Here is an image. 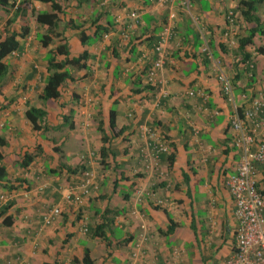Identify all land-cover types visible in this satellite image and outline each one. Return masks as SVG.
Returning a JSON list of instances; mask_svg holds the SVG:
<instances>
[{"label": "crops", "instance_id": "crops-1", "mask_svg": "<svg viewBox=\"0 0 264 264\" xmlns=\"http://www.w3.org/2000/svg\"><path fill=\"white\" fill-rule=\"evenodd\" d=\"M238 1L190 0L189 12L177 9L174 28L162 39V20L170 7L155 0H59L58 30L69 55L85 50L88 57L84 68L70 70L73 78L61 85L58 98L42 102L37 95L46 75L45 55L59 40L43 47L37 36L45 26H37L33 17L15 18L10 30L18 32L27 23L28 31L17 38L18 50L5 58L8 71L0 86L1 165L5 183L12 185L6 189L0 181V207L7 197L12 200L6 211L11 225H2L0 217V264H82L85 249L94 264H223L236 224L224 183L239 158L231 118L254 98L264 102V55L256 51L264 49V0L254 11L263 32L245 46L246 62L235 53L237 38L254 23L242 19ZM32 4L35 10L47 9L36 0ZM228 7L236 13L232 23L224 19ZM5 9L0 6V25L12 14ZM93 19L107 23L108 32L81 45L68 23L91 34ZM202 38L231 83V100L221 94ZM156 43L165 52L156 71L162 84L142 90L144 66L158 57ZM30 106L45 111L44 130L32 129L25 118ZM111 110L115 135L108 125ZM144 127L167 138L168 150L158 156L157 166L143 158ZM245 127L251 124L246 121ZM254 135L264 140V126ZM103 144L109 165L99 163ZM24 153L34 156L23 167L16 161ZM81 166L98 182V190L68 204L63 196L81 180ZM256 169L264 192V163ZM135 187L142 191L138 203ZM55 206L60 215L41 226L42 214ZM132 208L144 219L133 218ZM167 216L174 223L168 232ZM140 224L146 237L136 249ZM99 225L104 238L95 234Z\"/></svg>", "mask_w": 264, "mask_h": 264}, {"label": "built area", "instance_id": "built-area-1", "mask_svg": "<svg viewBox=\"0 0 264 264\" xmlns=\"http://www.w3.org/2000/svg\"><path fill=\"white\" fill-rule=\"evenodd\" d=\"M155 2L170 7L167 12L169 20L175 17V10L177 9L186 13L190 10V0H155ZM233 14L232 8L228 7L224 11V19L232 23ZM234 16L236 15L234 14ZM171 26L172 23H169L163 27L162 39L168 37L170 29H172ZM201 40L203 49L215 68V78L219 83V87L227 95L225 99L231 100V83L228 77L220 71L218 61L214 60L207 51L206 40L204 38ZM155 50L158 57L153 63V67L146 74V81L156 86L162 84V80L156 78V71L162 65L165 52L160 43L156 45ZM196 93L200 96L204 95L201 90L196 91ZM187 94L192 95L193 91L190 90ZM241 110L242 116L234 113L231 118V128L235 131L232 144L239 150V158L234 171L225 177L224 183L233 202L232 215L236 224L233 234V246L223 264H264V192L259 188L256 169L257 164L264 163V140L256 138L254 135L257 128L264 126V102L254 98L247 107H241ZM246 121L251 124L249 130L245 127ZM142 133L147 139V151L143 152V158L151 165L157 166L159 154L168 150L167 139L162 133H154L147 127L142 128ZM81 176V180L74 183L63 196L66 203L78 204L83 197L90 196L98 190V182L93 179L89 170L83 169ZM133 192L134 202L138 203L142 191L139 187H135ZM157 204H161V200H157ZM60 213L61 209L58 206L47 209L41 216L40 225L47 226ZM129 214L133 218L144 219V214L136 208H132ZM139 227L142 231L137 235L134 244L136 249L146 237L144 225L140 224ZM136 253L134 250L131 251L132 259H134ZM127 264L132 263L127 262Z\"/></svg>", "mask_w": 264, "mask_h": 264}, {"label": "trees", "instance_id": "trees-1", "mask_svg": "<svg viewBox=\"0 0 264 264\" xmlns=\"http://www.w3.org/2000/svg\"><path fill=\"white\" fill-rule=\"evenodd\" d=\"M34 0H17L15 3L14 0H0V6L5 9L6 6L12 9V14L9 18L5 20L3 24L0 25V86L2 85L4 76L7 69V64L5 62V58L13 51L18 50L20 44L18 42V37H23L27 34L28 25L25 23L24 25L20 26L18 32L11 31L10 25L15 20L17 16H23L25 21L29 20V17L34 18V22L37 26H45L44 31L37 36L38 43L46 47L48 44H51L54 40L58 39L59 42L55 44L52 48H50L46 55V75L43 79V86L38 93L37 97L41 101L56 99L60 95V87L65 82L66 79H72L73 77L70 74L71 69L78 70L80 68L85 67V61L88 57V53L83 50L81 53L77 54L76 56L69 55L68 45L66 40L62 37L61 32H59V18L58 14L62 12V8L60 6L59 0H36L40 3H43L47 9L46 10H35L32 2ZM263 0H239L237 4V9L245 22H253L254 27L248 28L245 31L244 35H240L237 38L236 44V51L235 53L238 56L239 61L246 62L249 59V53L245 50V46L252 42V36L255 33H262L261 24L259 22L258 17L254 14L255 8L257 4L261 3ZM14 6V8H13ZM7 12V10L5 9ZM177 11V10H175ZM236 15V13H234ZM233 14V22L235 21L236 16ZM176 16V14H175ZM93 23V30L91 34H86L82 29L79 28L77 25H73L72 23H68L71 28H75L77 30V38L81 45H89L96 41H99L103 38V35L108 32V24H101L96 23V20L93 19L91 21ZM172 23L171 28H174V19L169 20L168 15H166V20H162L163 27L167 26V24ZM170 29V30H172ZM171 34V31H170ZM199 35V34H198ZM196 35V37L198 36ZM158 43H156L153 47L154 51L155 47ZM256 51L259 54L264 55V49L262 47H257ZM157 59L156 57H152L151 62L144 66V73L147 74L150 68L153 67V63ZM145 83L141 87L142 90H153V84H150L148 81H144ZM232 80V84H233ZM152 85V86H151ZM137 91V89L135 90ZM221 94L226 97L227 95L220 89ZM203 92V91H202ZM237 113L239 116H242L241 107L237 108ZM45 115V111L42 108L36 107H28L25 112L24 116L29 121L31 128L34 130L45 129L46 125L43 122V117ZM113 112L112 110L109 113L108 125L111 129V135L117 134V132H112L113 123ZM101 123L99 122L97 126V130L100 133V140L102 143L107 141V136L103 133L101 128ZM167 139V138H166ZM4 144V139L0 137V147ZM38 148V147H37ZM163 153V152H161ZM160 153V154H161ZM159 154V155H160ZM33 154L24 153L22 158L16 163L19 166H26L31 160ZM99 163L105 165V158L108 156V149L104 147V144L100 146L99 149ZM172 157V154H171ZM3 158V153L0 149V181L2 182V186L6 189H10V186L7 185V179H5V169L3 165H1V159ZM83 169V166L80 167V170ZM87 170V169H86ZM11 194V193H9ZM9 197L5 199V203L0 207V217L1 223L4 226H9L12 223V216L6 214V211L12 204V200ZM124 198V197H123ZM169 221V225L167 227V232L170 230V226L174 225L171 219L167 216ZM96 235L102 237V225L96 230ZM104 238V237H102ZM82 264H94L93 260L90 258L88 251L85 249L83 256L81 258ZM48 264V263H42Z\"/></svg>", "mask_w": 264, "mask_h": 264}, {"label": "rangeland", "instance_id": "rangeland-1", "mask_svg": "<svg viewBox=\"0 0 264 264\" xmlns=\"http://www.w3.org/2000/svg\"><path fill=\"white\" fill-rule=\"evenodd\" d=\"M41 102H42V101H41ZM105 164H108V165H109L110 163H109V162H107V163H105ZM46 211H47V210H46ZM46 211H45V212H46ZM45 212H44V213H45ZM210 264H213V262H212V263H210Z\"/></svg>", "mask_w": 264, "mask_h": 264}]
</instances>
